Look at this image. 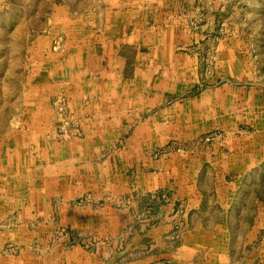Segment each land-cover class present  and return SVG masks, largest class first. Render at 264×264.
I'll return each instance as SVG.
<instances>
[{"label":"crops","instance_id":"0c3cea01","mask_svg":"<svg viewBox=\"0 0 264 264\" xmlns=\"http://www.w3.org/2000/svg\"><path fill=\"white\" fill-rule=\"evenodd\" d=\"M113 1L120 8L105 18L84 11L69 20L49 19L42 31L32 28L26 34L17 27L9 35L0 21V83L16 80L22 86L17 99L23 100L21 122L11 131L18 136L0 138V149L5 148L0 171L8 174L25 156L43 171L35 179L43 182L42 189L28 196L30 208L24 199L14 200L21 204L13 203L11 212L21 218L37 213L41 198H47L41 212L50 216L52 199L70 207L83 194H104L110 182L118 195L133 196L140 210L141 199L159 198L163 219L143 235L155 242V251L138 257L130 245L126 259L122 253L106 258L102 245L100 253L76 249L80 258L68 264H264V78L243 63V49L232 44L230 31L218 48L220 70L235 82L213 80L201 91L197 58L182 50L200 42L199 28H189L191 20L207 27L200 20L201 3L217 26L236 1L242 11L243 0ZM57 36L63 40L58 52L52 50ZM4 93L0 101L8 99ZM60 94L87 123L80 138L53 137V104ZM210 131L220 136L206 152L183 158L186 163L153 157L156 146L178 134L194 140ZM13 147L16 152L10 153ZM184 169L189 178L183 181ZM180 209L188 233L169 247L168 222ZM74 211L71 218L84 231L111 219ZM40 234L22 221L13 231H1L0 241L28 245ZM53 255L42 263L28 252L14 258L0 251V264L67 260L61 263Z\"/></svg>","mask_w":264,"mask_h":264},{"label":"rangeland","instance_id":"374dc122","mask_svg":"<svg viewBox=\"0 0 264 264\" xmlns=\"http://www.w3.org/2000/svg\"><path fill=\"white\" fill-rule=\"evenodd\" d=\"M202 6L201 3L199 6L201 9L200 20L207 27L202 29V25H199L197 20H191L189 24V28H195L194 31L199 28L200 42L194 46L182 48L197 58L201 91L207 89L213 80L217 85L235 82L234 79L224 78L220 70L218 48L228 37V31L233 35L232 44H240L242 47V55L245 54L243 63H249L251 74L258 75L261 79L264 78V0H243V8L240 12L236 1L231 5L230 15L221 16L222 20L220 19L217 26H214L212 20L208 21L209 18L202 11ZM204 6L207 8V5L204 4ZM119 8L120 6H117L113 0H0V14H3L0 15L2 18L0 21L2 20L6 24L9 35L11 32L14 33L17 27H21L20 31L26 34L32 28L42 31L47 27L49 19L69 20L77 13L89 10L105 18L109 13L111 14V10ZM1 40L0 28V44ZM62 44L61 36H57L53 40L52 50L60 51ZM2 85L4 84L0 83V95L5 92L4 96L8 95V99L0 101V138L10 137L15 140L18 134L11 131L21 122L20 113H22L23 100L17 99V97L22 94V86L16 80H13L8 86L4 85V88ZM53 110L55 115L53 137L55 140L69 141L75 137H82V131L87 123L76 115L65 94L57 96ZM206 120L207 116L204 118L205 122ZM219 136L220 133L210 131L200 134L194 140H189L186 134L183 133L181 136L178 134V137L169 139L165 145L156 146L152 151L153 157L155 159L175 157L178 159V163L183 164L187 162L189 156L202 151L206 152L214 139ZM2 151H5V148L0 149V152ZM9 152L16 151L13 147ZM21 161L22 164L10 166L8 174L0 171V232L13 231L23 221L26 229L34 230L37 234L41 232V234L40 238L35 237L28 245L14 241H0V251L3 254L15 258L20 253L28 252L39 260L41 259L43 263L50 262L55 256L53 254L56 253L59 255L56 258L61 263L67 258L64 264H68L69 260L73 263L71 258H80V255L74 252L76 249L79 252L84 250L100 253L102 245L105 247L103 251L108 252L105 254L106 258L122 253L124 254L122 255L123 259H126L125 250L130 248V245L135 247L132 253L138 257L155 251V242L143 235L146 229L156 226L163 219V216L158 212L159 198L153 196L149 200L148 197L141 199L138 202L142 208L140 210L134 206L136 200L134 201L133 196L118 195L116 187H111L110 182H105L104 194L94 195L91 192L83 194L74 198L69 204L70 207L62 199H52L53 212L50 216L41 212L42 208L47 205V198L46 201L41 198L39 203L41 210L37 213L25 212L21 218V214L11 212L13 203H17L13 202L14 200L24 199L26 201L24 206L30 208V200L29 203L27 201L30 198L28 196H30L31 190L42 189L43 182L35 179L39 177V174L43 175V171L39 173L36 170L35 162L27 156ZM192 163L193 160L188 161L189 168ZM181 176L183 181L187 180L189 178L188 171L182 170ZM19 204L17 203L18 206ZM72 210H75V215L83 214L88 210L92 211L94 215L102 214L103 217H111V219L110 221H98L99 227L94 225L92 229L84 231L73 222L74 213H70ZM176 215L168 222L171 225L167 223L169 232L165 234V242L168 240L169 247L175 245L174 243L177 244L179 239L184 238L188 233V218L181 209L177 211ZM109 254L111 255L109 256ZM77 255L79 256L77 257Z\"/></svg>","mask_w":264,"mask_h":264}]
</instances>
